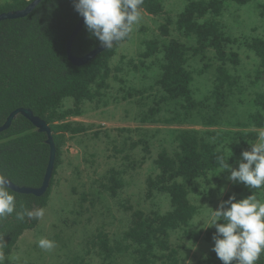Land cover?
Instances as JSON below:
<instances>
[{
  "label": "trees",
  "instance_id": "obj_1",
  "mask_svg": "<svg viewBox=\"0 0 264 264\" xmlns=\"http://www.w3.org/2000/svg\"><path fill=\"white\" fill-rule=\"evenodd\" d=\"M33 1H0V15L24 10ZM140 11L166 17L155 39H140L137 59L118 53L129 35L80 65L70 54L81 59L101 45L84 24L69 54V41L83 18L74 0H43L24 18L0 21V127L15 110L29 109L50 126L56 149L49 190L43 196L14 191L16 211L22 203L56 212L55 204L62 200L59 170L65 140L86 137L92 129L73 119L135 99L140 106L135 119L148 146L137 156L149 162L143 195L135 201L126 194L135 170L128 163L131 153L120 159L103 156L112 167L85 187L81 201L87 207L74 208L59 223L74 225L90 208L107 203L111 216L120 214L127 224L121 230L79 231L82 241L57 264H187L178 242L188 240H200L207 248L198 264H223L212 251L216 228L210 227L211 220L208 225L201 220L210 196L217 194L210 202L214 207L253 191L264 200V187L251 190L237 182L226 191L230 172L217 162L220 155L227 162L232 150L228 163L238 168L242 152L250 150L248 142H255L257 130L264 128V35L254 27L264 21V4L184 0L172 17L166 15L165 0H143ZM147 31L143 25L137 33ZM47 139L46 132L19 115L0 132V174L20 187L40 188L51 152ZM106 144L103 153L125 150L118 140ZM138 146L133 144L132 153ZM40 220L21 221L15 213L0 217V264H35L13 257L25 233L37 229ZM64 226L53 225L57 230L47 238L55 241L58 252L78 236ZM257 264H264V255Z\"/></svg>",
  "mask_w": 264,
  "mask_h": 264
},
{
  "label": "rangeland",
  "instance_id": "obj_2",
  "mask_svg": "<svg viewBox=\"0 0 264 264\" xmlns=\"http://www.w3.org/2000/svg\"><path fill=\"white\" fill-rule=\"evenodd\" d=\"M0 1L5 2L6 0ZM259 2L264 4V0H259ZM181 3H184V0H165L166 15L174 17V13L178 8H180ZM165 17V15L160 18L154 17L145 12H141V19L133 26L130 39L120 46L118 53L122 54L123 52L128 55L127 59H137V47L139 48L140 46V39H155L156 35H158L157 27L164 23ZM143 25L149 30L146 32L147 36L144 33H137L138 28ZM254 27L262 28L263 30L259 29V32H262L261 34L264 35V21L258 20L255 22ZM249 28H247L248 31ZM139 111L140 106H138L135 99L133 103H127L126 101L117 108L112 106L108 108L107 111L102 113H100V111L93 112L91 114H86L85 116L73 119L74 121H79L84 123L86 126L92 127V129L89 130L86 137L83 136L65 140L66 143L62 148V157L64 162L59 170L60 176L62 177V200L58 204L56 203L57 205L55 204V213H52L48 209V211L45 212L44 217L40 220L38 228L25 233L20 241L18 250L14 253V259L23 262L33 261L35 264H57L60 263L59 258L63 260L65 253L69 254V252L73 250L74 247H77L82 241L83 236L77 234L79 231H91L92 233L97 229L103 228L110 230L112 227H116L121 230L122 227L126 226L125 224H127V222H122L123 220L119 217L120 214H117L118 216H111V214L107 211V208L109 207L107 203H105V206L100 205L97 208H90V213H84L78 217L76 219L77 223L74 224L78 227L77 229L73 227L74 225L72 223H69V227H67L68 225L64 226L62 223H59L61 222L59 220H63V218L68 216L74 208H77L75 211H81L87 207L88 203L81 201L82 196L84 195L83 191L88 184L92 185L94 181L96 183V179L99 178L98 175H102L104 171H108V169L112 167L111 162L110 164H106V161L103 158V156L107 157L108 154L114 155V157L120 159L121 157L131 153L129 154L131 155V158H129L131 162L128 161V163H133L135 170L132 171V184L130 183L127 187V192H125L129 196L130 193L132 196L134 195V198L136 199L135 201L143 195L144 179L146 177V171L149 167V162H146L145 160L141 162L142 160H139L140 157L137 156L138 151H147L146 149L148 146L145 143L146 139H142L145 134L140 132V126L142 125H139L138 119H135V116L139 113ZM96 132H98V135H94ZM98 137L100 139H98ZM114 140H118L119 146L121 148L125 147V150L122 151V153H103V151H105L103 148L105 146H109L106 143ZM134 143L139 145L136 148V154L135 151L132 153V146ZM119 146L117 148H120ZM112 147L113 146H111V148ZM99 149H101V152ZM95 153L98 154L96 157L93 156ZM144 154L145 152L142 155ZM80 173L81 175H79ZM231 183L233 182H228L226 191L231 186ZM215 195L217 194L214 193L210 196V201L206 203V208L203 209L201 214V220L202 222L207 223L206 225H208L211 220L212 211L215 210L220 203L219 202L216 207H214L216 204H210L211 201L215 200ZM257 198L262 200L260 197ZM52 206L53 205L50 207ZM209 206L211 210L207 209ZM135 207H138V205L135 204ZM112 213L115 214L114 212ZM112 223L114 224L112 225ZM57 224L64 226L69 233H74L78 236L76 238L73 236V239L70 237L67 242L68 245L61 252H58V246L51 250L41 249L38 246V241L41 238L52 237L54 232L57 230L52 227ZM174 239L176 240L175 237ZM178 243L182 245L181 253L184 263L198 264V261L203 259V254L207 249L204 246V242L200 240L193 242L188 240L184 241V244L180 241ZM183 247L185 249H183Z\"/></svg>",
  "mask_w": 264,
  "mask_h": 264
},
{
  "label": "clouds",
  "instance_id": "obj_3",
  "mask_svg": "<svg viewBox=\"0 0 264 264\" xmlns=\"http://www.w3.org/2000/svg\"><path fill=\"white\" fill-rule=\"evenodd\" d=\"M143 0H74L75 10L84 18L88 32L100 42L101 47L111 49L123 41L133 31V26L141 19L140 6ZM250 150L242 152L237 161L238 168L228 163L233 151L225 162V156L217 158L221 169L228 170V179L242 183L251 190L264 187V128L257 130L255 142H248ZM10 180L0 174V217L15 213L18 220H40L45 209H29L20 204L17 209L16 194L10 187ZM223 193V189L221 190ZM221 221H223L221 223ZM213 235L212 251L223 264H257L264 255V200L253 194L237 200L236 196L222 201L217 210L212 211ZM209 228V227H208ZM38 246L44 250L55 247V241L41 238Z\"/></svg>",
  "mask_w": 264,
  "mask_h": 264
},
{
  "label": "water",
  "instance_id": "obj_4",
  "mask_svg": "<svg viewBox=\"0 0 264 264\" xmlns=\"http://www.w3.org/2000/svg\"><path fill=\"white\" fill-rule=\"evenodd\" d=\"M43 0H34L27 8L21 11H12L8 13H3L0 15V21L4 20H11V19H18V18H24L28 15H30L34 9L42 2ZM85 24L84 18L80 21L79 25L77 26L76 30L74 31L69 44H68V52L70 54V47L72 44V41L74 39V35L76 36L77 33L80 31L82 26ZM105 48L101 47L98 50H95L94 52L90 53L84 58L81 59H75L73 56L70 54V59L73 63L80 65V64H85L89 60H91L97 53H99L101 50H104ZM19 115H22L29 119L35 127L40 132H46L48 135L47 143L50 145L51 152H50V158H49V164L47 167V171L44 177V181L41 185L40 188H30V187H20L16 185L15 183L11 182L10 187L12 188L13 191L21 193V194H33L36 196H43L46 194V192L49 190L53 178V172L55 168V160H56V149L55 145L53 142V133L50 128V126L40 119L39 117L35 116L33 112L29 109H17L14 112H12L9 117L7 118L6 122L2 127H0V132L7 130L8 128L11 127L13 120H15Z\"/></svg>",
  "mask_w": 264,
  "mask_h": 264
}]
</instances>
